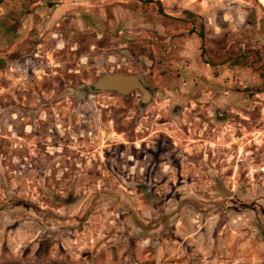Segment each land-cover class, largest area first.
<instances>
[{"label":"rangeland","instance_id":"1","mask_svg":"<svg viewBox=\"0 0 264 264\" xmlns=\"http://www.w3.org/2000/svg\"><path fill=\"white\" fill-rule=\"evenodd\" d=\"M0 264H264L257 0H0Z\"/></svg>","mask_w":264,"mask_h":264},{"label":"water","instance_id":"2","mask_svg":"<svg viewBox=\"0 0 264 264\" xmlns=\"http://www.w3.org/2000/svg\"><path fill=\"white\" fill-rule=\"evenodd\" d=\"M84 91L87 95H97L108 92L120 97H125L130 93L135 92L140 96V105L147 104L151 98V94L143 85L139 77L134 75H101L95 82L85 86Z\"/></svg>","mask_w":264,"mask_h":264},{"label":"crops","instance_id":"3","mask_svg":"<svg viewBox=\"0 0 264 264\" xmlns=\"http://www.w3.org/2000/svg\"><path fill=\"white\" fill-rule=\"evenodd\" d=\"M148 18H152L151 19L152 21H154V20L156 21V19H157L156 17L154 18V14L153 13H151L149 15L143 13L141 18L139 19V21L137 20V22H134V24H132V25L130 24L129 26L132 27L131 29H133L134 32H136V33L140 32V31H138L139 30L138 28L143 29L141 27V26H143L142 23H144V22L146 23V20H149ZM172 28L173 29H171V32H173V34H177L179 32H182V30H185L186 25L179 22V25H175Z\"/></svg>","mask_w":264,"mask_h":264},{"label":"bare ground","instance_id":"4","mask_svg":"<svg viewBox=\"0 0 264 264\" xmlns=\"http://www.w3.org/2000/svg\"><path fill=\"white\" fill-rule=\"evenodd\" d=\"M257 1L264 8V0H257Z\"/></svg>","mask_w":264,"mask_h":264},{"label":"trees","instance_id":"5","mask_svg":"<svg viewBox=\"0 0 264 264\" xmlns=\"http://www.w3.org/2000/svg\"><path fill=\"white\" fill-rule=\"evenodd\" d=\"M199 38H200V35H199ZM219 116L220 114L217 113V121H222V119Z\"/></svg>","mask_w":264,"mask_h":264}]
</instances>
